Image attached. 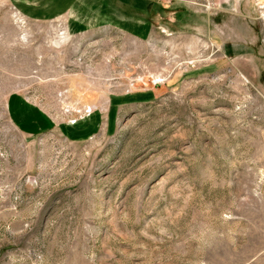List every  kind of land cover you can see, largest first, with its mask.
I'll return each instance as SVG.
<instances>
[{
	"label": "rangeland",
	"instance_id": "obj_1",
	"mask_svg": "<svg viewBox=\"0 0 264 264\" xmlns=\"http://www.w3.org/2000/svg\"><path fill=\"white\" fill-rule=\"evenodd\" d=\"M36 3L0 0V264H264V0Z\"/></svg>",
	"mask_w": 264,
	"mask_h": 264
},
{
	"label": "crops",
	"instance_id": "obj_2",
	"mask_svg": "<svg viewBox=\"0 0 264 264\" xmlns=\"http://www.w3.org/2000/svg\"><path fill=\"white\" fill-rule=\"evenodd\" d=\"M16 2L18 8L24 10L22 13L25 15H29L35 17L34 14L30 13L26 8H35L37 6V0H13ZM72 6L69 5L67 8L64 9L61 13L68 12ZM116 12V11H115ZM117 13V12H116ZM66 15V14H65ZM117 26V25H116ZM133 34H137V31H131ZM9 114L13 116V119L21 127L22 130L31 131V132H39L40 128L44 125L49 126L50 123L47 122L46 118L41 115L39 112H36L29 104L25 101H22V97L20 96H12L9 99ZM87 115V114H86ZM46 128V127H43ZM81 129V128H80Z\"/></svg>",
	"mask_w": 264,
	"mask_h": 264
}]
</instances>
